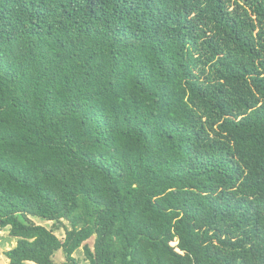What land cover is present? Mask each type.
Wrapping results in <instances>:
<instances>
[{
	"label": "trees",
	"instance_id": "16d2710c",
	"mask_svg": "<svg viewBox=\"0 0 264 264\" xmlns=\"http://www.w3.org/2000/svg\"><path fill=\"white\" fill-rule=\"evenodd\" d=\"M240 1L0 0L8 264H264V0Z\"/></svg>",
	"mask_w": 264,
	"mask_h": 264
},
{
	"label": "rangeland",
	"instance_id": "374dc122",
	"mask_svg": "<svg viewBox=\"0 0 264 264\" xmlns=\"http://www.w3.org/2000/svg\"><path fill=\"white\" fill-rule=\"evenodd\" d=\"M241 3L244 2L243 0L240 1ZM250 11V9H249ZM257 32V28L254 30V34ZM208 67V65H207ZM29 219H31L33 222L37 223V224H41L43 226H45L48 229H51L54 234L59 237L61 240L64 238V229L63 228H58L53 221H48V220H43L41 218H37V217H33V216H28ZM8 229L9 227H5L3 229L0 230V263L1 264H8L7 259H5V257L3 256V252L11 249L12 247L15 246L16 244V238L9 236L8 234ZM92 243H93V239H90L88 241V244L92 247ZM172 245H175V242L172 243ZM73 256L76 258L77 260V264H88V261L85 259L84 257V253H83V249L82 247H80L79 249H77ZM52 259L56 262H60L64 260V256L62 253V250H57L54 253V256L52 257ZM30 264H34V263H30Z\"/></svg>",
	"mask_w": 264,
	"mask_h": 264
}]
</instances>
